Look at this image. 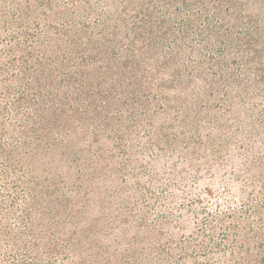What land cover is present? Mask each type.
<instances>
[{"label": "rangeland", "instance_id": "374dc122", "mask_svg": "<svg viewBox=\"0 0 264 264\" xmlns=\"http://www.w3.org/2000/svg\"><path fill=\"white\" fill-rule=\"evenodd\" d=\"M0 264H264V0H0Z\"/></svg>", "mask_w": 264, "mask_h": 264}, {"label": "trees", "instance_id": "16d2710c", "mask_svg": "<svg viewBox=\"0 0 264 264\" xmlns=\"http://www.w3.org/2000/svg\"><path fill=\"white\" fill-rule=\"evenodd\" d=\"M45 62L49 63L46 60H45ZM55 63L56 62H54V64ZM38 65L40 66V69H41V76L40 77H44L46 79V77L49 74H54V75L59 74L60 65H58L57 67H56V65H53L52 67L46 68L45 63L41 62V61L38 62ZM78 73H79V71H78ZM42 74H43V76H42ZM35 80H36V83H38L37 84L38 85L37 92H38L40 98H38L37 105L33 106L31 108V110H33L34 113L37 114V117L39 119L41 118V124L44 123L45 121L51 122L52 125H53V122H56V123L65 122L66 118H64V117L60 118V117L56 116V114H57L56 112L57 111L60 112V110L64 109V107L66 106L65 101L61 102V101H58V99L56 98V96L59 95V92L57 90H55V91L51 90L46 82H44L45 84L43 85V80L40 79L38 76L35 77ZM65 82H69V80H66ZM52 86H55V84H52ZM42 90L44 91V94L42 93ZM42 125H44V124H42ZM42 131H43V128L41 131L34 128V132H35L36 136H39L40 133H42ZM26 134H27L26 132H22V134L19 135L18 137L20 139H29ZM20 143H22V141H20Z\"/></svg>", "mask_w": 264, "mask_h": 264}]
</instances>
